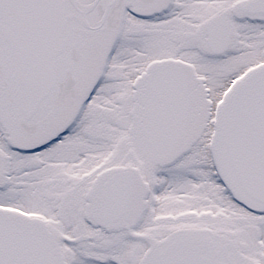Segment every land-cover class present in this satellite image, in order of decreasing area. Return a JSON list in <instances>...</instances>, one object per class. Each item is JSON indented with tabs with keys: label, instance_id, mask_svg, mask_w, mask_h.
<instances>
[{
	"label": "snow or ice",
	"instance_id": "1",
	"mask_svg": "<svg viewBox=\"0 0 264 264\" xmlns=\"http://www.w3.org/2000/svg\"><path fill=\"white\" fill-rule=\"evenodd\" d=\"M0 264H264V0H0Z\"/></svg>",
	"mask_w": 264,
	"mask_h": 264
}]
</instances>
